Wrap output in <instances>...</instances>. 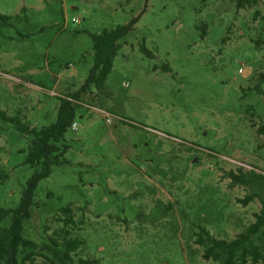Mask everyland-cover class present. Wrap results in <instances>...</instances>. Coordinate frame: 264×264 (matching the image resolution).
Masks as SVG:
<instances>
[{"label":"rangeland","instance_id":"obj_1","mask_svg":"<svg viewBox=\"0 0 264 264\" xmlns=\"http://www.w3.org/2000/svg\"><path fill=\"white\" fill-rule=\"evenodd\" d=\"M237 3L0 0V111L40 131L57 123L61 98L76 106L69 163L36 183L27 239L42 247L68 233L81 242L75 263L219 264L203 258L202 229L232 241L257 222L264 0ZM134 18L104 88L82 91L95 64L91 35ZM32 144L0 118V208H18L44 174L27 161ZM251 240L264 264V227Z\"/></svg>","mask_w":264,"mask_h":264},{"label":"trees","instance_id":"obj_2","mask_svg":"<svg viewBox=\"0 0 264 264\" xmlns=\"http://www.w3.org/2000/svg\"><path fill=\"white\" fill-rule=\"evenodd\" d=\"M257 2L258 0H238L237 7L238 9L252 8ZM0 19L7 20L8 18L0 13ZM137 21L138 18H134L127 25H120L115 29L104 30L101 34L91 35L95 49V64L88 84L82 88V91L90 85H93L97 90L104 88L107 77L113 69L114 59L121 47L120 42L130 33ZM142 52L151 55L145 46L142 47ZM258 81L260 85L264 84V74L259 75ZM260 85L255 87V90L264 98V90ZM0 118L16 124L21 132L33 137L27 161L31 165L42 163L45 170L44 174L34 177L32 187L24 195L18 208H0V264H36L38 256L49 264H99L96 260L81 259L75 263L72 254L79 249L81 242L68 237L67 232H65L66 236H61L59 239L56 232L54 235L57 237H50L42 247L24 235L25 222L32 216L31 207L34 202L36 183L42 178L48 177L52 167L69 163L64 157L69 150L65 136L75 123L76 106L61 98L57 123L40 131L23 125L19 119L11 118L2 111H0ZM257 133L264 136V126H260ZM232 176L236 181L244 182L243 175L232 174ZM71 212V208H67L63 213L70 215ZM65 222L67 225L73 223L72 217L69 216ZM262 227H264V209L262 214L257 215V222L236 239L232 241L218 240L208 231L202 229L197 244L205 248L203 258L207 261L213 259L219 264H247L251 260L252 264H257L263 256L260 248L254 245L251 239L252 235L258 233Z\"/></svg>","mask_w":264,"mask_h":264},{"label":"built area","instance_id":"obj_3","mask_svg":"<svg viewBox=\"0 0 264 264\" xmlns=\"http://www.w3.org/2000/svg\"><path fill=\"white\" fill-rule=\"evenodd\" d=\"M73 22H74V23H79V20H77V19H73ZM107 117H108V121H109V122H112L111 119H110V116L107 115ZM77 127H78V126H77L76 123H74V124L72 125V128H73L74 130H77Z\"/></svg>","mask_w":264,"mask_h":264},{"label":"water","instance_id":"obj_4","mask_svg":"<svg viewBox=\"0 0 264 264\" xmlns=\"http://www.w3.org/2000/svg\"><path fill=\"white\" fill-rule=\"evenodd\" d=\"M195 162H196V160H195Z\"/></svg>","mask_w":264,"mask_h":264}]
</instances>
